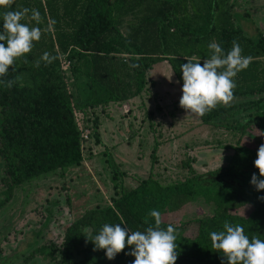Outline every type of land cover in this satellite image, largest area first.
Listing matches in <instances>:
<instances>
[{
  "label": "trees",
  "instance_id": "obj_1",
  "mask_svg": "<svg viewBox=\"0 0 264 264\" xmlns=\"http://www.w3.org/2000/svg\"><path fill=\"white\" fill-rule=\"evenodd\" d=\"M236 4L238 0H10L0 7V32L5 11L37 9L43 20L37 25L29 12L21 21L40 27L42 35L29 53L16 59L15 72L10 67L9 76L2 78L19 74L20 81L11 88L0 84V208L19 186L79 167L84 143L91 139L99 143L97 118L88 120L87 115L137 96L152 84L147 76L155 64L165 62L181 90L180 65L189 57L201 58L202 64L211 55L208 45L212 42L227 51L236 40L241 54L252 57L248 67L234 77L233 101L196 116L201 125L234 139L232 144L215 140L210 146L229 151L223 165L199 172L192 167L194 159L187 157L180 161L184 172L179 178L163 183L148 174L125 187V173L103 153L110 169L108 203L85 209L55 239L39 240L31 256L43 264H133L134 257L127 255L131 248L108 260L104 250H94L87 239L105 223L143 231L154 223L148 216L153 209L161 214L162 229L178 224L176 264H227L212 250L209 237V231L222 230L224 221L243 226L250 238L257 234L264 239V200L258 199L264 191L250 183L253 175L264 179L254 167L257 150L264 143V136L259 135L264 132V33L242 29L239 20L248 11L235 12ZM48 18L56 22L53 31H43ZM45 52L56 59L35 67ZM74 112L81 116V128L89 131L86 140ZM243 138L256 146L242 144ZM157 147L154 143L151 164ZM54 203L44 208L47 223L53 216L51 209L61 206L58 200ZM193 205H204L210 213L194 219L193 232L187 234L182 213ZM240 208L249 211L241 215Z\"/></svg>",
  "mask_w": 264,
  "mask_h": 264
},
{
  "label": "rangeland",
  "instance_id": "obj_2",
  "mask_svg": "<svg viewBox=\"0 0 264 264\" xmlns=\"http://www.w3.org/2000/svg\"><path fill=\"white\" fill-rule=\"evenodd\" d=\"M236 5L235 12L248 11L247 18L239 20L242 29L249 34L255 29L264 33V0H238ZM147 80L152 84L145 85L137 96L109 103L96 108L93 116L87 115L88 120L97 118L99 143L95 144L93 139L84 143L79 167L66 169L62 174H48L15 189L12 198L0 208V264H43L30 255L39 240L55 239L85 209L97 203H108L112 189L110 169L103 153L125 173L122 177L125 187L134 186L148 174L163 183L179 178L184 172L180 161L187 157L194 159L192 167L199 172L227 161L228 150L210 146L215 140L232 144L234 139L221 130L201 125L196 115H188L179 106L182 92L168 65L165 62L155 64ZM71 90L69 83L68 92ZM155 105L159 110L154 111ZM148 113H152L149 119ZM241 142L249 147L256 146L247 138ZM154 143L158 147L154 152L155 162L151 164ZM56 200L61 206L51 209L53 216L47 223L44 208H50L49 204ZM248 211V208H240L237 212L246 215ZM209 213L204 205L186 208L181 218L185 232L191 234L194 219ZM174 227L177 230L178 224Z\"/></svg>",
  "mask_w": 264,
  "mask_h": 264
},
{
  "label": "clouds",
  "instance_id": "obj_3",
  "mask_svg": "<svg viewBox=\"0 0 264 264\" xmlns=\"http://www.w3.org/2000/svg\"><path fill=\"white\" fill-rule=\"evenodd\" d=\"M9 4L10 0H0V7ZM29 12L30 20L37 25L43 22L37 9L9 10L2 16L0 84L5 88H11L20 81L19 74L6 80L2 78L9 76L10 67L15 72L16 59L29 53L34 42L39 41L42 35L40 27H30L28 23L21 22ZM55 23V20L48 18L43 31H53ZM208 48L211 55L202 64L201 58L189 57L185 58L187 63L180 65L183 84L179 106L188 115L203 117L218 104L229 105L234 99V77L246 69L252 60L251 56L241 54L242 49L236 40L232 41V46L227 51L216 42L210 43ZM55 59V56L45 52L34 62V66L39 67L41 61L50 64ZM259 133L264 136V132ZM254 167L259 176L264 178V143L257 150ZM250 183L257 191H264V179L253 175ZM258 199L264 200V197ZM148 216L153 218L154 223L149 224L143 231H130L121 227V224L105 223L96 235L87 240L93 243L94 250H104L108 260H113L125 247H129L132 250L127 255L134 257L133 264H176L179 253L174 227L170 224L162 229L161 214L155 209L150 210ZM209 237L212 250L220 253L227 264H264V239L257 234L250 238L239 224L232 225L224 221L222 230L209 231Z\"/></svg>",
  "mask_w": 264,
  "mask_h": 264
},
{
  "label": "built area",
  "instance_id": "obj_4",
  "mask_svg": "<svg viewBox=\"0 0 264 264\" xmlns=\"http://www.w3.org/2000/svg\"><path fill=\"white\" fill-rule=\"evenodd\" d=\"M60 65H61V68L66 67V64H64L63 62H61ZM73 114H74L76 125L79 128V131L81 132V137L83 140H86L89 131H88V129H82L81 128V122L78 120V113L74 112Z\"/></svg>",
  "mask_w": 264,
  "mask_h": 264
}]
</instances>
